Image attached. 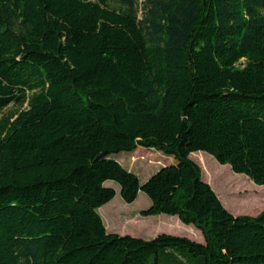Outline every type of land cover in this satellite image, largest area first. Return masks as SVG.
I'll return each mask as SVG.
<instances>
[{
  "label": "trees",
  "instance_id": "trees-1",
  "mask_svg": "<svg viewBox=\"0 0 264 264\" xmlns=\"http://www.w3.org/2000/svg\"><path fill=\"white\" fill-rule=\"evenodd\" d=\"M139 147L176 162L141 182ZM201 152L264 185V0H0V264H264ZM107 181L204 241L108 231Z\"/></svg>",
  "mask_w": 264,
  "mask_h": 264
},
{
  "label": "rangeland",
  "instance_id": "rangeland-1",
  "mask_svg": "<svg viewBox=\"0 0 264 264\" xmlns=\"http://www.w3.org/2000/svg\"><path fill=\"white\" fill-rule=\"evenodd\" d=\"M15 106L10 105L7 110L14 109ZM205 153V152H201ZM190 157L197 162L203 169V177L208 181L215 191L220 195L226 204L225 206L235 215L250 214L256 215L264 210V185L257 184L249 176L243 173L235 172L229 165L219 164L211 155L206 154V161L199 155ZM114 158L121 162V164L128 169L138 174L140 181L144 182L152 173H154L161 166L170 165L176 162L173 156H168L160 151L154 149H147L139 147L135 152H121L114 154ZM137 158L136 161H133ZM214 160H210V159ZM202 164V165H201ZM231 181V182H230ZM107 184L116 188L117 194L115 197L99 208H103L101 213L106 223L107 229L110 232H119L122 234H132L141 236L146 239L157 235L160 232H168L177 235H186L192 239H198L194 236L193 231L184 229L174 224V217L170 219L161 220V216L167 214L149 215L141 214V210L151 205L150 197L142 190H140L138 197L131 203L126 202L120 194V186L114 181H107ZM242 185L239 190L235 185ZM234 185V186H233ZM244 196H250V199ZM259 197L261 203L254 205L253 197ZM246 201H244V199ZM241 205V207H239ZM238 206V207H237ZM186 226H193V224H186ZM199 230V229H198Z\"/></svg>",
  "mask_w": 264,
  "mask_h": 264
},
{
  "label": "crops",
  "instance_id": "crops-1",
  "mask_svg": "<svg viewBox=\"0 0 264 264\" xmlns=\"http://www.w3.org/2000/svg\"><path fill=\"white\" fill-rule=\"evenodd\" d=\"M205 154V153H204ZM205 156H206V154H205ZM207 159H209V158H207ZM211 160V159H210ZM202 165V164H201ZM163 214V213H162ZM165 214V213H164ZM171 217H174V220H173V222H174V224H176V225H178V226H180V227H184V229L187 231V229H189L190 231H193V234H194V236H196V237H198V241H204V236H203V234H202V231L199 229H196V228H194L192 225L191 226H186L185 224H183V222L181 221V219L177 216V215H169V214H167V215H165V216H161L160 217V219L161 220H163V219H170ZM161 233V232H160ZM159 234V233H158Z\"/></svg>",
  "mask_w": 264,
  "mask_h": 264
}]
</instances>
